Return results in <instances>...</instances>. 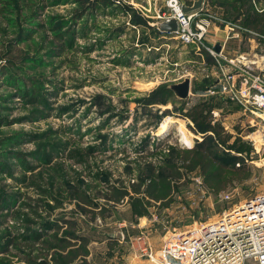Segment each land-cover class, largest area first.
Listing matches in <instances>:
<instances>
[{"label":"rangeland","instance_id":"obj_1","mask_svg":"<svg viewBox=\"0 0 264 264\" xmlns=\"http://www.w3.org/2000/svg\"><path fill=\"white\" fill-rule=\"evenodd\" d=\"M219 1L208 5L213 15L222 14ZM249 6L261 13L264 0ZM245 8L234 20L242 26ZM167 10L166 0H0L2 262L25 264L17 257L31 254L45 264L64 246L60 237L104 221L144 220L141 232L161 244L168 232L211 223L260 192L264 121L221 96H197L195 88L212 89L219 71L206 52L158 35L156 15ZM262 39L253 40L257 50L247 39L239 50L264 56ZM185 79L190 95L179 100L167 88ZM202 102L208 124L189 116ZM192 150L205 156L206 175L189 171ZM243 165L247 173H235ZM171 167L180 180L170 177ZM153 178L170 180L173 190L147 200L146 215L132 213L128 196L114 202L117 192L130 194ZM62 218L76 226L42 231L33 238L39 243L25 246V221L38 230ZM130 254L124 241L108 259L132 263Z\"/></svg>","mask_w":264,"mask_h":264},{"label":"built area","instance_id":"obj_2","mask_svg":"<svg viewBox=\"0 0 264 264\" xmlns=\"http://www.w3.org/2000/svg\"><path fill=\"white\" fill-rule=\"evenodd\" d=\"M166 3L168 10L156 15V28L159 23L174 20L176 30L161 35L206 52L219 67V77L215 86L207 90V96H221L240 107L243 114L264 121V56L252 52L251 56L239 53L227 58L221 51L215 53L207 41L211 24H218L225 31V40L243 36L256 40L264 36L213 15L205 0L200 9L190 13L182 11V5H187L180 0ZM127 243L133 256L147 264H264V169L260 192L215 221L168 232L159 249L143 232Z\"/></svg>","mask_w":264,"mask_h":264},{"label":"trees","instance_id":"obj_3","mask_svg":"<svg viewBox=\"0 0 264 264\" xmlns=\"http://www.w3.org/2000/svg\"><path fill=\"white\" fill-rule=\"evenodd\" d=\"M240 1V5L238 7V11L240 13V15H242V9L244 8V6L246 7V13H245V17H244V21H243V26L251 29V30H256L258 31V33H260V35L264 36V11H262L261 13H250V6H249V2L248 1H244L245 3H242L243 0H238ZM156 32L158 33V35L160 34L159 31L156 29ZM206 81V80H203ZM215 86V85H214ZM213 86V87H214ZM167 90L171 93H173L170 88H167ZM204 91H206L205 87H196L195 88V92L198 94H203ZM207 114V107L205 105V103H199L198 105L194 106L191 109V114L190 119L194 122V123H205L208 124V119H207V115L203 116V114ZM205 131H209V132H213L212 129L208 128ZM196 150H192L189 151V153H193V158L191 159V165L189 167V171H193L195 169H201V174L206 175V173L209 170V164L203 163V159L205 158V156H200V152L196 153ZM225 159V160H224ZM229 162L228 157L224 156L223 157V163L226 166H229ZM242 169H235V173H247L248 168L246 167V165L242 166ZM223 169H227L226 167H222ZM171 169V173H170V177L175 179V180H180V173H179V169H175L173 167L170 168ZM214 171H216L214 169ZM213 171V172H214ZM215 174V173H214ZM214 174H212L211 172L209 173L207 180L211 181L212 178H214ZM246 178V176H242L240 177L238 183H241L242 181H244V179ZM230 182V183H229ZM231 182H234L233 179H231L230 181L226 182V186L229 183L231 185ZM173 190V185L170 182V180H167L166 178H153L149 183H147L146 185H141L138 184L136 186L132 187V192H130V194H128L126 191H121V192H117L116 193V199H115V203H119L120 201H122L125 197L128 196L129 198V202L132 206V213L133 214H137V215H146L147 213V206L148 203L146 202L147 200H153L155 202H158L160 200H165L170 193ZM3 203L5 204V201H3ZM135 206H137V213L135 210ZM106 215V216H105ZM105 217L110 216V214H105ZM103 216V217H104ZM104 217V218H105ZM48 222L50 220H47ZM62 224L59 225L60 223H53V225H50V223H44L46 221H44L43 223L41 222V225L39 226V229L36 230L35 226L33 224V222H29V221H25V223H23V227L25 230V234L23 236H21V238L24 239V244L25 246H27V243L30 244L29 247H32L35 245V243H39L38 239L39 238H34V236L41 234V232H48V229H56L57 227L60 228H66V227H75L76 223L75 221H69L68 219H61ZM29 225H32V227H29ZM35 227V228H34ZM43 238L46 236H42ZM33 240L32 242H30V240ZM42 239V238H41ZM40 239V240H41ZM45 239V238H44ZM43 240V239H42ZM54 240V239H53ZM12 241H16V239H13ZM59 244L64 245L62 247V249H60L59 252L50 255V259L49 262L46 261L45 259V264H72L74 263L76 260L83 259L86 257L87 255V244H88V239L83 236L81 233L78 234L76 232H67L65 234V237L62 236L59 238L58 240ZM66 242V243H65ZM44 244V242L42 243V245ZM6 244H4L2 241H0V249H2ZM45 245H50L49 243H46ZM28 247V248H29ZM46 247V246H44ZM47 248V247H46ZM52 248V247H51ZM45 249V248H44ZM50 248H47V250H49ZM46 253V252H45ZM25 258L20 260L17 256L18 262L21 263H25V264H36L34 259L32 258V255H24ZM48 253H46V255H44V257H47ZM33 259V260H32ZM0 264H12L10 260L8 261H4L2 262L0 259Z\"/></svg>","mask_w":264,"mask_h":264},{"label":"crops","instance_id":"obj_4","mask_svg":"<svg viewBox=\"0 0 264 264\" xmlns=\"http://www.w3.org/2000/svg\"><path fill=\"white\" fill-rule=\"evenodd\" d=\"M195 0H186L183 2L187 6L193 5ZM212 0H205L206 7L209 8V3ZM258 0H252L248 2L256 3ZM238 0H220L219 6L221 7L220 13L224 14L225 17L222 14L217 15L218 17L222 18L226 22H238L242 18V15H240L239 11L236 10V6H239ZM218 6V4L216 5ZM193 7V6H192ZM210 12L213 13V11L209 8ZM219 10V9H218ZM230 17H233V19H230ZM236 20V21H234ZM242 26V25H241ZM161 34V33H160ZM226 33L225 31L215 25L211 24L209 29V34L207 36L208 44L213 45L214 47L216 45L220 46V51L222 55H224L227 58H231L236 56L239 53H242L240 51V47L247 39V42L249 44V48L252 50L253 47H255V43L253 39L246 38V36H243L241 39H228L225 40ZM210 60L214 63V66H217V63L210 58ZM217 72L219 71V67H216ZM219 75V74H218ZM217 79L214 82V85L216 84ZM213 85V86H214ZM198 97L207 96L206 93L198 94ZM112 224V225H111ZM144 220H140L136 224L128 223L126 221L120 220L113 224L112 222H106L101 223L96 228L92 227H83L81 230V234L85 236L88 239L87 244V255L84 258V264H111L109 257V251L110 248L113 246H116L117 244H122L124 241H128L129 238H132L136 235H138L144 228L145 225ZM115 226V230H113ZM143 226V227H142ZM88 228V229H87ZM91 231V232H90ZM97 235V236H95ZM99 236V237H98ZM104 236V237H101ZM151 241V242H150ZM149 242L154 246L155 249H159L161 247V244H159V241L155 238L152 240H149ZM155 242V243H154ZM94 246V247H92ZM133 254H130L129 257L133 258L134 260L132 263H124V264H147L145 262L142 263L139 262V260L132 256ZM77 262H74L73 264H82L80 261L76 260ZM115 264V263H114Z\"/></svg>","mask_w":264,"mask_h":264},{"label":"water","instance_id":"obj_5","mask_svg":"<svg viewBox=\"0 0 264 264\" xmlns=\"http://www.w3.org/2000/svg\"><path fill=\"white\" fill-rule=\"evenodd\" d=\"M202 0H196L193 4V7H187L185 5H182V11L184 13H190L193 11H196L200 9ZM157 30L160 33H172L176 30V22L174 20H171L170 22H162L157 25ZM215 53L220 52V46L216 45L214 47ZM190 87L191 82L189 79L183 80L181 83L174 84L170 86V90L173 92V94L179 99V100H185L190 95Z\"/></svg>","mask_w":264,"mask_h":264}]
</instances>
